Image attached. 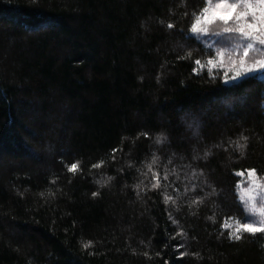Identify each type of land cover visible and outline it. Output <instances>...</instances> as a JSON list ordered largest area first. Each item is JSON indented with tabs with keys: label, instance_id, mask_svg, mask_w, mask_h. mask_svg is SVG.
<instances>
[{
	"label": "trees",
	"instance_id": "1",
	"mask_svg": "<svg viewBox=\"0 0 264 264\" xmlns=\"http://www.w3.org/2000/svg\"><path fill=\"white\" fill-rule=\"evenodd\" d=\"M204 6L0 0V264H264L225 228L264 177V72L209 77Z\"/></svg>",
	"mask_w": 264,
	"mask_h": 264
},
{
	"label": "snow or ice",
	"instance_id": "2",
	"mask_svg": "<svg viewBox=\"0 0 264 264\" xmlns=\"http://www.w3.org/2000/svg\"><path fill=\"white\" fill-rule=\"evenodd\" d=\"M213 25L221 29V31L213 32V35H234L238 41L237 46L242 48L243 58L234 59L230 54L226 55L225 52L217 50L216 57L219 63L217 64L216 60L211 57L207 60L209 66L207 71L210 78L220 77L223 83L232 84L234 88H240L246 83V74L264 72V0H215L214 3L213 0H205V6L199 12L193 13V23L190 25V33L197 35L186 38L199 39L200 35L206 36L210 33V28ZM167 28L173 29L174 24L169 22ZM250 51H254L256 55H250ZM193 63L195 65L192 69L194 74H200L205 70L200 59H195ZM166 139L163 134L158 135L156 143L161 144ZM238 147L242 148L244 145H238ZM116 151L117 149H113V154ZM97 166L99 165H93V167ZM77 168V163H72L68 171L74 172ZM246 171L250 178V186L241 198L244 200L245 211L259 219L244 222L237 220L234 231L228 232V239L235 241L241 240L244 234L250 236L264 235V177L258 178L254 168ZM236 175H243V172H238ZM163 179L167 180V174ZM153 181L151 187L155 188L160 183L158 174H153ZM174 191H178V189H174ZM93 195L95 196L96 193L94 192ZM257 197H259V205L257 204ZM168 199L171 197L165 196V202ZM196 199L199 200L200 197ZM88 246V244L85 245V247Z\"/></svg>",
	"mask_w": 264,
	"mask_h": 264
},
{
	"label": "rangeland",
	"instance_id": "3",
	"mask_svg": "<svg viewBox=\"0 0 264 264\" xmlns=\"http://www.w3.org/2000/svg\"><path fill=\"white\" fill-rule=\"evenodd\" d=\"M215 1H213L214 3ZM221 31V29L219 27H217L216 25H213L210 28V33L208 35H200L199 36V40H202V42L204 44H207V46H213L214 49L219 50V51H223L227 54H230L234 59H241L243 58L242 55V48L238 47V41L234 38V35H223V36H216L213 35V32H218ZM194 37L197 34H192ZM208 42V43H207ZM250 55H256V53L254 51H250ZM216 62L217 64L219 63V60L216 57ZM258 72L255 73H248L246 74V76L249 75H253L256 74ZM250 186V178L247 174H243L240 175V182L237 188V192H238V197H239V201L240 204L242 205L244 212H245V221H256L259 218L257 216H252L249 215L246 211H245V204H244V200L241 198L242 196H244L245 194V190ZM259 197H257V204L259 205ZM238 220V219H237ZM237 220H230L226 223L225 228L227 229L228 232L230 231H234L235 228V224ZM241 222H244L242 220H239Z\"/></svg>",
	"mask_w": 264,
	"mask_h": 264
}]
</instances>
